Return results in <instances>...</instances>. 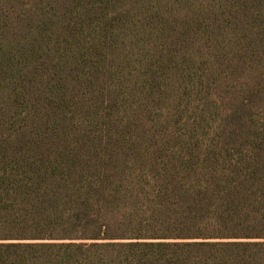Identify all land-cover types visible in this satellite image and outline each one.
I'll return each mask as SVG.
<instances>
[{
  "label": "trees",
  "instance_id": "trees-1",
  "mask_svg": "<svg viewBox=\"0 0 264 264\" xmlns=\"http://www.w3.org/2000/svg\"><path fill=\"white\" fill-rule=\"evenodd\" d=\"M0 264H264V0H0Z\"/></svg>",
  "mask_w": 264,
  "mask_h": 264
}]
</instances>
